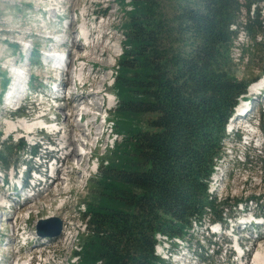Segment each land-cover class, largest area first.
<instances>
[{"label": "trees", "instance_id": "obj_1", "mask_svg": "<svg viewBox=\"0 0 264 264\" xmlns=\"http://www.w3.org/2000/svg\"><path fill=\"white\" fill-rule=\"evenodd\" d=\"M260 2L178 0L166 13L163 0H129L112 81L111 122L121 140L88 184L79 264H166L154 254L155 234L181 238L205 213L221 220L222 203L208 199L207 180L236 99L254 79L235 76L230 26L243 12L251 48L242 53L264 57L255 42ZM1 79L0 95L8 81Z\"/></svg>", "mask_w": 264, "mask_h": 264}, {"label": "rangeland", "instance_id": "obj_2", "mask_svg": "<svg viewBox=\"0 0 264 264\" xmlns=\"http://www.w3.org/2000/svg\"><path fill=\"white\" fill-rule=\"evenodd\" d=\"M69 1L73 3V7H69L70 2L65 3L64 1L63 6L65 7V9L62 12L59 11L57 15L59 14L66 15L67 17L66 16L65 17L69 18V21H71L73 18V13L76 12L80 13L82 8L85 7L88 8L89 21L93 22V20L95 19L94 22H96L95 24L94 23L89 24L90 28L94 30V28L98 25L97 26L98 32H93L92 34L94 39L93 40L94 44L98 40L102 41V44L97 46V48L92 47L93 45L91 47H87V49L83 47L79 48L78 46L76 48L72 41L73 39L72 34L74 33L75 30V25H74L75 23L73 24V27L69 30L70 33L67 36L66 33H60L59 36H63L64 38H66V45L70 46L71 51L76 52L78 56L83 57L88 52L92 53L91 56L88 57L87 62L94 64L92 65L93 69L90 68L89 65L85 66L87 73L91 69L94 72L93 75L90 76L91 80L87 82V86L84 88V90H77L75 92L76 93L79 92L83 95H86L89 93L90 90H96V88H101V85H103L101 88L102 90L101 92H103L104 90L108 95L101 93V97H103V95L104 96L106 95L108 98L110 99L112 98V102L110 104L105 105L104 108V112L108 117L107 123L103 124L101 119L97 118L96 123L92 126L94 132H96L98 136L100 135V130L96 128L97 125H103L104 132L100 137V142L96 145L95 149L92 150V157L88 160V162L85 161V158L88 159L87 156L81 158L82 159L81 161L84 163V168L82 167L78 168L75 163V160H67V163L62 164L60 167H58L59 174L58 173L55 174V178L59 176L61 178L60 180L52 183H50L49 180H46L41 185V189L37 188L41 191H39L38 196L34 200L29 202L28 205L24 206L23 208H20L17 212H15V215L13 214L14 216L12 215V213L11 214L7 213L8 214L7 216L12 215L11 219L14 217L13 219H16V223L20 224V226L26 224L25 236H27L31 240L30 243H28L26 246L25 245L23 246V251L18 253V255L15 254L14 251L12 250V248L14 249L16 248L17 242H15L14 235L11 234L12 230L10 228V224L6 223L3 220V217L6 218V214L3 215V217L0 219L1 220L0 221L1 223L0 258H3L4 260H2L0 264H9L14 259L27 260L34 255L36 257V254L39 253L41 250L32 247L33 245L32 233L34 231L36 220L42 218L48 212L53 213L54 216H57L58 218L61 219V221L63 222L64 230L62 235H60L54 241H51L49 246L47 248L42 249V251L46 250V252L48 253V257L53 259L54 261L53 263L65 264L67 259L68 260L72 259V262H75V258H73L74 255L72 254L71 250H74L72 249L74 248L73 245L78 243L77 241L78 236L82 233L81 231L84 226L83 222L81 221V214L84 210L87 194L89 193L88 184L90 180L93 178V176L98 174V163L100 162V160L102 158H106L108 152L110 151V148L114 145V143L116 144L121 140V136L114 132L113 127H112L113 135L109 136L110 127L112 125L111 121L115 119V117H113L112 112L114 111L115 106L117 104L115 91L114 88L111 86V84L114 77V71L116 69V60L118 59L121 53L120 48L122 41L124 40L122 33L123 30L121 25L126 18L124 14V10L129 9L130 6L128 4L129 0H125L126 3L121 0H93L92 2H89L88 0H69ZM177 2L178 0H166V1L163 0L164 11L166 13L172 12ZM48 9H49L48 2L44 0H0V91H1V80H2L1 74H4L5 77L8 79L7 86L9 85V82H12L13 78H15V76L11 74L15 65L10 63L11 62L10 60H14L17 63L15 67L19 68L20 71L25 73L20 80L21 83L18 85L20 86L19 89H21V91L17 93L18 97L25 96V98H23L20 101V105H23L24 107L23 115H27V113H31L32 111L30 109L33 110V113L36 112L37 114L40 106L42 109H48L49 107L48 104H50L51 109L47 112V117L51 119L55 115H57L58 116L57 121L59 122L58 125H61V122L63 121V117H64L63 115L69 114L70 108L67 107L68 100H64V101L62 100L51 103H49L48 101L49 96H51L50 89L51 87L53 88L56 85L54 84L50 87V89H47L46 86L48 82L47 78L49 77L50 79H52L55 76V74L50 73V70H48V68L34 66V64L27 66V61H26L27 56L31 54L36 47L39 48L40 52L44 53L48 50L50 46H52L51 44L53 42L46 41L44 37L47 35V30L53 31V33L56 34L54 30L58 29L60 25V18H57L58 16L56 15V17L54 18L48 19ZM95 14H98L99 17L95 18L96 17ZM260 18L264 25V0L260 5ZM42 22H47L46 28L39 30L38 26ZM62 24H65V22H62ZM23 35H26V37L23 38L22 37ZM242 39L245 40L243 43L244 46H242V48L246 49L247 45L250 44V40L247 36L244 37L241 35L240 40ZM10 44H15V46L12 47L10 46ZM239 44L240 41L235 40L232 50V53L234 55V56L232 55V58L234 59L233 63L237 65V67H235L236 69L235 76L240 80L249 81L251 78H254L259 73L264 63V57H260L259 55L257 57L254 56L251 57L250 55L242 53ZM110 47L112 49H110ZM258 47L264 49V42L259 43ZM242 55L243 58L241 61L240 58ZM21 56L23 59L18 64V58H20ZM7 60L10 62H7ZM78 64L79 63H77L76 68ZM68 67H69V71L73 72L72 70L74 69V67L72 66V64H69ZM27 71L31 75L30 80L28 78ZM93 77L99 78L100 82L97 83L96 81H94ZM72 79H73L72 77L69 78V80ZM26 82H28V90L26 91L25 94ZM67 90L69 91L71 89H67ZM22 92H24L25 95H23ZM70 92L71 91H69L68 93ZM41 93L45 94V97H42ZM2 98H3V94L1 93L0 150L4 153V151L6 152V146H11V149H9L8 152H6L8 162L10 163L9 166L14 164L17 165L21 160H28L29 157L27 150L23 153L24 154L23 155L22 152H18V150L15 149L14 146L17 143H19L21 139V143L26 146V149H28L30 146V138H27V136L22 131L13 133L12 135L6 137L5 127L7 125V121L9 120L8 117L13 116L9 114L7 109H9L8 107L11 108L14 107L16 103L15 104L11 103L10 105L8 104L6 105L2 102ZM94 100L97 101L98 98L96 97ZM41 101L43 103L38 107L37 103H40ZM60 107L63 108L62 111H60ZM96 111H98L100 115H102L103 113V110H99V108ZM141 118L144 121V119H146V116H143ZM89 119H92V117L91 118L89 117ZM15 120L16 119H13V121ZM69 121L70 123L72 122L74 123L78 121V118L70 117ZM85 121L86 119L81 122L78 121V123L83 125V128H86ZM92 123H93V119H92ZM139 125L140 127L143 126L142 123H139ZM72 133H76V131H72ZM38 135L40 137H37V139L40 142H43L44 139H47L54 143V148L57 147L58 145L56 142L57 136L54 135L52 136L51 134H48V132H44V131L39 132ZM80 140L82 142L84 141L83 138H80ZM87 149L89 148H86V150L85 149L84 150L88 151ZM38 152L39 154H43L44 152L43 147H40ZM51 156L61 157L62 155L61 153L56 154L54 152H51ZM226 160L228 159L226 158ZM36 164L37 162L35 159L29 161V165L31 167H35ZM220 166L218 163L216 165V168L218 170H221ZM248 166L249 167H247L245 170H238L235 168V170L233 169L232 171L228 170L226 174H224V178L222 179L223 191L222 193L221 192L218 193V198H220V200L223 199L224 197L226 198L229 197V199L237 198V197L245 198L247 196L253 195L254 193L258 194L261 193L262 191L264 192V185L260 189L258 186L260 184L259 183L260 180L262 181L264 179V168H261L260 163L258 164L257 162L254 165L253 169L252 167H250V165ZM6 171L8 172L9 175L7 178L10 181L11 171L10 169ZM46 173L51 175V170L48 168ZM65 173L68 174V176H66ZM217 173L218 171L215 173V175H217ZM5 192H6L5 190H2L0 188V195L2 194L8 197L15 204L16 202L13 200L15 195L14 194L9 195ZM17 206L18 205L16 203L15 208H13L12 210L13 213L17 209ZM27 207L28 210L31 211V213L29 215L28 220L23 222L22 219L26 216L25 209ZM13 219L11 220L12 222L14 221ZM76 232H77V237L75 238ZM202 232L203 229L193 228L189 231V236L193 234L192 237L187 236L185 237V240L179 241L183 247L187 248L189 253H193L192 255H186L184 261L189 262L187 264H221V259H223L224 257L223 250L227 248L226 247L227 245L223 244V240L226 239V236L225 237L214 236L213 238L211 237L210 240L212 241L214 240L218 244L217 245L215 244L209 248V252H208L209 254H207L208 258L201 259L202 257H199L198 254H196L199 251H196L195 242L197 241V239H199L198 238L199 235L203 234ZM205 232L207 233L208 230ZM2 234H5V236L2 237L1 236ZM8 240L11 241L7 243L6 246H2ZM21 244L22 242L19 243V245ZM204 244H206V242H204ZM168 246L170 245L168 244L167 247ZM245 246H249V245H247L246 243ZM260 246H262L261 248H264V244ZM256 249H260L259 246L256 248L254 247L253 249H251L250 247L247 248V250H250L249 251L250 254L248 253V257L245 261V264H251L250 263L251 255L252 253H254V250ZM215 251H218L217 256L212 255V252ZM181 257L182 256H173L172 260L173 262L174 260H177L179 258L180 260H183V258ZM231 259L233 260L235 259L237 261L236 255H233ZM225 264H227V262H225ZM229 264H235V262L232 263L229 262Z\"/></svg>", "mask_w": 264, "mask_h": 264}, {"label": "bare ground", "instance_id": "obj_3", "mask_svg": "<svg viewBox=\"0 0 264 264\" xmlns=\"http://www.w3.org/2000/svg\"><path fill=\"white\" fill-rule=\"evenodd\" d=\"M44 1H47L48 5H49L48 19L56 17V15H57V13L59 11L62 12L65 9V7L63 6L64 5V1H65V3H69L70 2V6L69 7H73V3L71 1H69V0H44ZM88 1L92 2L93 0H88ZM85 5H86V3H85ZM79 15L81 17L80 18V26L89 25V24H92V23L95 24L96 23V22H90L89 21V19H88L89 18V10L86 7L81 9ZM46 25H47V22H42L41 24H39L38 29L42 30V29L46 28ZM97 26L94 28V30L91 28L89 30L88 34L87 33L85 34L84 31L82 32L83 36H86V38L88 36L87 39L89 40V45L87 47H91L93 45L92 47L97 48V46L102 44V41L98 40L95 44H94V41H93L94 39H93V35L92 34H93V32H98ZM72 27H73L72 24H70L69 30ZM230 27H231V29H233V28H235V25H231ZM74 32H75V30H74ZM60 33H66V36H67L70 32L69 31H62ZM60 33L58 34L59 41L65 40V38L63 36H59ZM22 37L24 38V37H26V35H23ZM237 40L241 42L239 37L237 38ZM72 41H73V43H74L76 48H77V46L79 48L83 47L82 44L78 43V41L76 39H72ZM234 42H235V40L233 41V44H234ZM72 46H73V44H72ZM52 47H53V49L57 48L56 45H53ZM87 47H86V49H87ZM106 49H107V47H106ZM110 49H112V48L110 47ZM232 50H233V45L231 47V54L233 55ZM91 54H92L91 52H88L85 56L80 57V56L77 55L76 52H74L73 57L69 60V64H74V61H75L74 56H75L77 58L78 63H79L78 64L79 67L77 66V68L73 72L68 71L65 74H63L62 72L59 71L60 78H59V82H58V84L56 86L57 92L59 90H64V89H71V90H76L77 91L78 90V86L76 84V81H79L78 84L82 85L81 86L82 88H85L87 86V82L89 80H91L90 76H92L93 73H94L93 70H92L93 69L92 65H94V64L93 63L91 64V63L87 62V59H88L89 56H91ZM234 54H235V52H234ZM101 57H102V54H101ZM10 61L7 60V62H10L11 64H15L16 63V61H14V60H10ZM29 65H30V63L29 64L27 63V66H29ZM86 65L91 66V68H92L91 70L92 71L89 70L88 73H87L86 72L87 71L86 68L83 69V66H86ZM11 74L14 75L15 72L12 71ZM27 74L29 75L28 71H27ZM14 76L20 78L19 77L20 75H18V72ZM64 77L66 78V81H65ZM68 77L69 78L72 77L73 79L69 80ZM93 78H94V81H96L97 83L100 82L99 78H96V77H93ZM13 83L14 82H12V84ZM15 83H16L15 84L16 88L14 90V93H12V95H11L12 99L10 101L13 104L16 103V102L20 103V101L23 98H25V96L24 97L23 96L22 97H18V95H17V93H19L21 91V89H19L20 86H18L19 83H20V80H16ZM90 86H92V85H90ZM102 86L103 85H101V88H102ZM256 87H257V84H254V85L250 86L249 89H248L249 93L253 92ZM101 88H96V90H90L89 93L86 94V95H83V94H81L79 92L78 93L74 92L69 97H63V101L64 100H68L67 107L70 108L69 114H64L63 115L64 117H63V121L61 122V125H58L59 122L57 121V119H58L57 115H55V122L54 123H50V124L47 125V128L49 130H51L52 133H53L51 135L52 136L53 135L57 136V138H56L57 141L56 142H57L58 145H57V147L55 148L54 151H56L57 153L60 152L61 155H62L61 157L59 156V158H58L59 160L57 161V163H56L54 168L52 167V163H51V167H52L51 168V174L53 175L52 182H56V181L61 179L59 176L55 178V174H57V173L59 174L58 167H60L62 164L67 163V160H75V163H76L78 168H80V167L84 168V163L81 161L82 160L81 158L82 157L84 158V157L87 156L88 159L85 158V161L88 162L89 156H90L89 153H92V144H93V142H96V141L98 142L99 141L98 134L96 132H94V129H93L92 126L97 121L96 113L94 111H96L98 109L97 108V103H96V101L94 99L97 97L98 99L101 100V91H102ZM111 102H112V98L111 99L109 98L108 104H110ZM40 105H42V102L37 103L38 107ZM62 110H63V108L60 107V111H62ZM244 110H245V104L244 103H239L238 106L236 107L235 117H239L241 112H243ZM47 111H48V109H42L41 106H40L39 111L37 112L38 116H36L34 118H31V119L18 118L15 121L8 122L6 127H5L6 128V133H11V132H15L16 133V132H19V131H23L24 133L27 134V137H29L30 135H34L37 132V130L34 129V128H36V127L41 125L40 118L45 119V116L47 115ZM70 117H72V118L73 117L74 118L85 117V119H86V121H85L86 128H83V125L79 124L78 121L74 122V123L73 122L70 123V121H69ZM89 117L90 118L92 117L93 123H92V119H89ZM102 127H103V125H97L96 126V128L98 130H102ZM72 131H76V133H72ZM61 132H62V134H61ZM80 138H83L84 141L82 142L80 140ZM73 142H76V143H73ZM71 146H73V147H71ZM76 146H78L80 149H85V150H86V148H89V149H87L89 151L84 152L83 156H81L79 153H77ZM68 158H70V159H68ZM59 162H60V164H59ZM65 175L68 176V174H66V173H65ZM216 177H218V176H216ZM223 178H224V175L221 176V183H222V179ZM216 185H217V182H215V179L212 176V179H210L209 182H208V193H209V195H211L215 191ZM0 199H1L0 200L1 202L5 201V200H2L1 197H0ZM28 203L29 202H27V203L24 202L21 207H17V209L14 211L13 214L15 215V212H17L20 208H23L24 206L28 205ZM15 206L16 205L14 204V207H12L11 210H13V208H15ZM25 211L27 212L28 215H30L31 211L28 210V207L25 209ZM2 212L4 214H7V212L8 213L10 212V210L9 211L3 210ZM11 217L12 216H6L5 220H6V223L10 224V228L13 231V228L16 227L17 223H16V219H13L14 217L12 218L14 221L12 222L11 221L12 220ZM49 218H57L61 222L60 218H58L57 216H54V214L50 213V212H48L41 219H49ZM21 219H22V217H21ZM22 221H24V219H22ZM0 225H1V223H0ZM61 228H62V222H61ZM81 232H84V233L87 232L86 228H83ZM76 237H77V233L75 234V238ZM156 239L157 240H162V239H165V237L161 236L159 234H156ZM77 241H78V243L73 245L74 249L76 251L80 250V248H81L80 244H79V240H77ZM6 244H7V242L4 243V245H2V246H6ZM15 249L12 248V250L16 251ZM76 259H77V257H75V261H76ZM72 263H74V262H72V260H71V261H69L66 264H72ZM250 263L251 264H264V248L258 249V251H254V253H252L251 258H250ZM14 264H27V260L17 259L16 263L14 262ZM95 264H100V262L98 261Z\"/></svg>", "mask_w": 264, "mask_h": 264}, {"label": "water", "instance_id": "obj_4", "mask_svg": "<svg viewBox=\"0 0 264 264\" xmlns=\"http://www.w3.org/2000/svg\"><path fill=\"white\" fill-rule=\"evenodd\" d=\"M61 229V222L57 218L39 219L35 225V232L41 238L44 236H56Z\"/></svg>", "mask_w": 264, "mask_h": 264}]
</instances>
